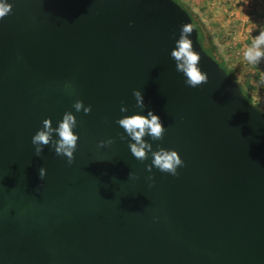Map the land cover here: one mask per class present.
I'll list each match as a JSON object with an SVG mask.
<instances>
[{
	"label": "water",
	"instance_id": "obj_1",
	"mask_svg": "<svg viewBox=\"0 0 264 264\" xmlns=\"http://www.w3.org/2000/svg\"><path fill=\"white\" fill-rule=\"evenodd\" d=\"M6 2L0 264H264V108L206 52L188 11L175 0ZM181 38L207 73L197 87L171 56ZM148 110L166 131L143 137L139 160L117 121ZM66 114L79 133L72 163L55 152ZM172 150L176 175L153 164Z\"/></svg>",
	"mask_w": 264,
	"mask_h": 264
},
{
	"label": "clouds",
	"instance_id": "obj_2",
	"mask_svg": "<svg viewBox=\"0 0 264 264\" xmlns=\"http://www.w3.org/2000/svg\"><path fill=\"white\" fill-rule=\"evenodd\" d=\"M12 6L6 0H0V19H3L10 13ZM190 27H183L182 33H190ZM171 56L177 61L176 70L185 77V84L190 87H197L198 85L207 81V73L204 72L200 66V56L193 50L189 39L181 38L176 42V47L172 50ZM243 58L250 64H257L261 59H264V31L260 32L243 51ZM137 104L144 106L143 94L139 90H134ZM81 102L75 105L79 111ZM91 106L86 109L90 111ZM121 112H127L125 105H121ZM44 129L38 130L32 137V143L36 145V152L39 154L42 151L41 145L48 144L51 139V120L46 119L44 122ZM117 123L128 133L131 140L129 148L135 158L143 160L146 158L147 152L151 151V144L146 143L143 137L148 134L153 140L161 139L166 128L160 116L148 110L147 113L133 112L130 115L120 118ZM76 121L71 114H66L58 123L55 131L59 139L55 141V152L57 155L67 156L68 162L72 163L75 152L78 146L79 133L74 131ZM183 163L177 151H162L153 154V164L157 166L160 171L167 172L172 175L177 174L178 166ZM41 177H43L45 169L41 168Z\"/></svg>",
	"mask_w": 264,
	"mask_h": 264
},
{
	"label": "crops",
	"instance_id": "obj_3",
	"mask_svg": "<svg viewBox=\"0 0 264 264\" xmlns=\"http://www.w3.org/2000/svg\"><path fill=\"white\" fill-rule=\"evenodd\" d=\"M191 1L198 5L201 13H197L212 35L226 65L248 64L240 52H243L252 40L264 31V16L260 11L262 1L253 0L255 3H251L252 0ZM226 53H233L232 59H225ZM235 53H239L238 56L234 57ZM261 60L264 62V59ZM258 65V63L250 64L249 67L255 68Z\"/></svg>",
	"mask_w": 264,
	"mask_h": 264
},
{
	"label": "rangeland",
	"instance_id": "obj_4",
	"mask_svg": "<svg viewBox=\"0 0 264 264\" xmlns=\"http://www.w3.org/2000/svg\"><path fill=\"white\" fill-rule=\"evenodd\" d=\"M182 2L194 13H201L198 5L193 3L191 0H182ZM238 54L235 53L234 57L238 56ZM225 55V59L228 60L232 59L233 57V53H226ZM240 55L243 57V54ZM248 64H228V68L233 72L237 80L242 83L241 85L244 87V89L253 97L254 102L264 108V68L260 67L259 65L255 68H252L249 67L250 64Z\"/></svg>",
	"mask_w": 264,
	"mask_h": 264
},
{
	"label": "trees",
	"instance_id": "obj_5",
	"mask_svg": "<svg viewBox=\"0 0 264 264\" xmlns=\"http://www.w3.org/2000/svg\"><path fill=\"white\" fill-rule=\"evenodd\" d=\"M175 1L178 2L184 9H186L188 11V13L190 14V16L192 17L194 27H195L196 32L198 34V39H199L201 45L206 50V52L210 56H212L216 60V62H218L220 64V66H222L223 68H225L233 77H235V75L233 74V72L226 65V63L224 61V58L222 57V55L219 52L218 46L216 45V43H215L212 35L208 31V29H207L205 23L203 22L201 16L199 14H197V13H194L191 9H189L182 2V0H175ZM242 88H243V91L246 94V96L252 102H254L253 97L244 89L243 86H242Z\"/></svg>",
	"mask_w": 264,
	"mask_h": 264
},
{
	"label": "built area",
	"instance_id": "obj_6",
	"mask_svg": "<svg viewBox=\"0 0 264 264\" xmlns=\"http://www.w3.org/2000/svg\"><path fill=\"white\" fill-rule=\"evenodd\" d=\"M262 1V7L260 8V11L263 13L264 16V0ZM251 3H255L253 0L251 1ZM240 54H243V52H240ZM260 67L264 68V62H262V60H260V62L258 63Z\"/></svg>",
	"mask_w": 264,
	"mask_h": 264
}]
</instances>
